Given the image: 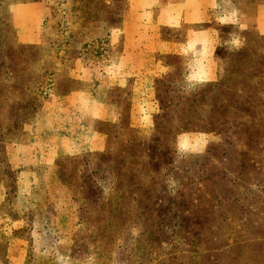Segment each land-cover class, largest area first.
<instances>
[{
  "label": "rangeland",
  "instance_id": "374dc122",
  "mask_svg": "<svg viewBox=\"0 0 264 264\" xmlns=\"http://www.w3.org/2000/svg\"><path fill=\"white\" fill-rule=\"evenodd\" d=\"M15 1L0 0V264H264V34L215 23L213 79L188 74L184 48L135 84L129 0H46L35 44L18 40ZM223 1L244 16L264 4ZM95 112L105 149L59 151L20 180L11 145L44 160Z\"/></svg>",
  "mask_w": 264,
  "mask_h": 264
},
{
  "label": "crops",
  "instance_id": "0c3cea01",
  "mask_svg": "<svg viewBox=\"0 0 264 264\" xmlns=\"http://www.w3.org/2000/svg\"><path fill=\"white\" fill-rule=\"evenodd\" d=\"M9 10L14 29L21 43L35 44L42 40L48 11L46 0H18L11 3ZM254 14L244 16L241 11L229 9L223 0H177L172 2L129 0L128 13L124 18L121 31L124 41L123 59L140 63L136 68L133 82L136 84L148 80L155 84L156 78L170 69L168 64L157 57L162 59L167 55L174 56L182 52L184 48L187 53L188 74L193 78L213 79L217 73L216 53L222 44L220 31L214 24H238L241 28L256 27L260 33L264 34V4L260 5ZM170 27H185L190 32L185 41H181L177 38L164 36V28ZM144 51L152 53L144 54ZM131 69L129 67V70ZM130 99L133 106L146 107L141 105L140 97L135 99L133 94ZM133 106L130 105L135 111ZM138 113L143 118H151V115L145 112ZM89 122L87 130L84 132L88 134L85 139L83 136L79 137L77 129L72 131L71 137L65 138L64 136L62 143L57 148L53 144L46 148L44 160L38 159L39 155H34L32 152L35 149L36 152L38 150L32 140L27 144L11 145L10 159L13 167L17 168V173L20 174V180L23 183H28L35 175V172L29 167L32 165L28 164L35 163L36 160L52 163L59 151L80 153L105 149L107 134L104 130L99 129V117L96 112L91 113ZM4 186L0 183V191Z\"/></svg>",
  "mask_w": 264,
  "mask_h": 264
}]
</instances>
